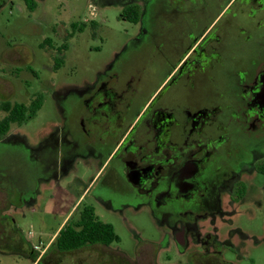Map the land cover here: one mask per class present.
Segmentation results:
<instances>
[{"label": "flooded vegetation", "instance_id": "1", "mask_svg": "<svg viewBox=\"0 0 264 264\" xmlns=\"http://www.w3.org/2000/svg\"><path fill=\"white\" fill-rule=\"evenodd\" d=\"M23 1L35 9L36 0ZM123 4L120 19L129 22L132 35L104 70L72 78L63 129L72 138V154L100 158L91 184L102 200L113 207L142 204L166 215L178 227L175 239L182 250L190 235L195 249L184 264H233L211 236L201 237L195 221L216 206L221 191L228 188L232 201L245 196L244 171L264 176V0ZM74 18L72 12V31L78 25ZM97 18V11H90L82 26L105 31ZM51 31L59 39V25ZM53 37L42 35L41 44H52ZM60 49L53 69L64 55ZM9 96L0 93V112ZM37 100L42 106L44 94L23 104ZM20 125L12 124L0 139ZM239 190L243 194L235 196ZM0 193L5 205L8 193ZM3 243L19 248L26 242L0 217ZM83 249L90 255L75 258ZM38 264L125 262L111 244L87 243L63 252L50 243Z\"/></svg>", "mask_w": 264, "mask_h": 264}, {"label": "rangeland", "instance_id": "2", "mask_svg": "<svg viewBox=\"0 0 264 264\" xmlns=\"http://www.w3.org/2000/svg\"><path fill=\"white\" fill-rule=\"evenodd\" d=\"M124 5L123 0H36L32 11L23 0H0V93L10 95L6 101L25 104L44 94L36 115L0 139V189L8 193L5 205L0 193V217L19 231L25 249L31 252L3 243L0 264H34V256L41 252L35 245L45 248L67 222L71 209L76 220L88 205L102 221L114 225L120 241L111 245L124 256L125 264H184L195 249L190 235L187 247L180 248L175 239L178 227L171 226L166 215L160 217L142 204L113 207L111 200H102L100 189L91 184L100 158L74 156L72 138L63 130L72 78L104 70L119 44L132 35L129 22L120 19ZM92 10L97 11L107 33L82 26ZM72 12L78 22L73 31ZM57 25L59 39L51 31ZM40 33L53 37V43L42 45ZM62 46L66 49L58 61L63 63L53 69ZM30 58L33 61L28 64ZM4 115L1 111L0 117ZM242 177L246 194L241 200H230L227 188L221 191L216 206L195 223L201 237L209 240L211 236L212 245L222 250L228 262L264 264V176L248 170ZM242 194L239 190L234 195ZM81 253L74 257L90 255L87 249Z\"/></svg>", "mask_w": 264, "mask_h": 264}, {"label": "trees", "instance_id": "3", "mask_svg": "<svg viewBox=\"0 0 264 264\" xmlns=\"http://www.w3.org/2000/svg\"><path fill=\"white\" fill-rule=\"evenodd\" d=\"M65 49L66 46H62L60 53L63 54ZM62 63V60L58 62V68ZM40 105L41 103L38 100L34 101L30 106L23 103H12L10 101L3 102L1 104V109L6 112V115L0 121V134L4 135L7 133L12 124H22L35 116L41 107ZM118 241H120V237L114 225L102 221L96 215L94 207L88 205L81 209L78 219L73 220L71 217L67 220L61 232L55 238L53 245L60 251L68 252L83 247L87 243L112 244ZM25 248H27L26 243L24 247L14 249L31 254V252ZM36 257L38 256H34L35 260L37 259Z\"/></svg>", "mask_w": 264, "mask_h": 264}, {"label": "crops", "instance_id": "4", "mask_svg": "<svg viewBox=\"0 0 264 264\" xmlns=\"http://www.w3.org/2000/svg\"><path fill=\"white\" fill-rule=\"evenodd\" d=\"M71 213H72V209H71V211L68 213V216L66 217V219H68V217H69V215H70ZM55 237H56V236H53V237L50 239V241H49V243L47 244V246H48L50 243H53V242L55 241ZM36 256H38V257H36V258H37L36 260H35V258H34V264L38 263L39 260H40V255L37 254Z\"/></svg>", "mask_w": 264, "mask_h": 264}, {"label": "built area", "instance_id": "5", "mask_svg": "<svg viewBox=\"0 0 264 264\" xmlns=\"http://www.w3.org/2000/svg\"><path fill=\"white\" fill-rule=\"evenodd\" d=\"M45 248H46V247H45ZM45 248L41 249L40 246L35 245V249H36V250H41L40 255L43 254V252L45 251Z\"/></svg>", "mask_w": 264, "mask_h": 264}]
</instances>
